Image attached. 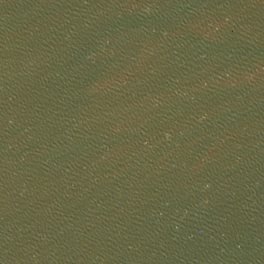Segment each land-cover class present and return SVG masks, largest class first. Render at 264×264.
Wrapping results in <instances>:
<instances>
[{
    "label": "water",
    "instance_id": "water-1",
    "mask_svg": "<svg viewBox=\"0 0 264 264\" xmlns=\"http://www.w3.org/2000/svg\"><path fill=\"white\" fill-rule=\"evenodd\" d=\"M0 264H264V0H0Z\"/></svg>",
    "mask_w": 264,
    "mask_h": 264
}]
</instances>
